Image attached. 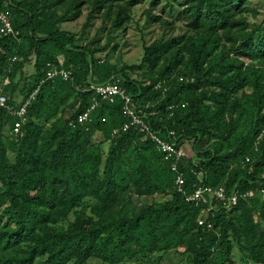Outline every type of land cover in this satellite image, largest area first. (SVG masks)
Here are the masks:
<instances>
[{
	"label": "trees",
	"instance_id": "16d2710c",
	"mask_svg": "<svg viewBox=\"0 0 264 264\" xmlns=\"http://www.w3.org/2000/svg\"><path fill=\"white\" fill-rule=\"evenodd\" d=\"M0 10L17 35L0 37L9 107L38 91L17 139L19 118L0 109V264L161 262L173 251L190 264H264V198L241 197L231 211L187 203L156 144L124 130V100L91 88L119 79L153 131L175 134L187 193L264 188V22L251 21V0H0ZM82 20L79 33L63 28ZM133 24L143 39L150 26L162 34L121 65ZM54 70L71 77L49 78ZM135 196L152 202L136 209Z\"/></svg>",
	"mask_w": 264,
	"mask_h": 264
},
{
	"label": "built area",
	"instance_id": "2783aa9c",
	"mask_svg": "<svg viewBox=\"0 0 264 264\" xmlns=\"http://www.w3.org/2000/svg\"><path fill=\"white\" fill-rule=\"evenodd\" d=\"M2 36H14L16 37V32L13 28L12 18L8 11L0 10V37ZM13 61H16L14 59ZM61 63L63 61L61 60ZM49 78H55L57 76H62L65 80H69L71 73L67 71L54 70L49 73ZM9 79H0V109H6L13 116H17L19 121L15 124L11 135L17 139L22 135L21 130L26 122V109L30 102L34 99L37 92L36 91L28 100V102L19 110L15 111L8 104V97L4 94L6 87L9 85ZM95 93L103 100L113 101L116 97H121L125 102V112L130 119V123L125 124L124 130H129L130 128H135L140 133L144 134L148 139H150L154 144H156L157 149L164 155L165 161L171 162V169L175 173V188L176 190L185 196L186 202L195 207H206L208 211H212L215 206L214 204L220 203L223 208L231 211L233 207L237 206L240 198H253L255 196H260L264 198V188H260L257 191H250L244 196L240 193L235 192L228 194L224 187L213 188L209 186L201 185L191 193H187L185 188L186 181L183 173L180 171L179 163L188 157L186 150L177 147L175 142V134L172 133L169 139H164L157 132L153 131L150 125L145 120V114L138 109L134 100L125 94V91L121 88L120 80L113 79L108 83L102 85H96L91 87ZM97 102L83 115L79 117V123L85 124L90 122L91 114L96 110ZM118 131L115 132L117 134ZM200 225H204V221L199 222ZM211 228V225H209Z\"/></svg>",
	"mask_w": 264,
	"mask_h": 264
},
{
	"label": "rangeland",
	"instance_id": "374dc122",
	"mask_svg": "<svg viewBox=\"0 0 264 264\" xmlns=\"http://www.w3.org/2000/svg\"><path fill=\"white\" fill-rule=\"evenodd\" d=\"M251 4L254 8H256L260 15L258 19L251 20L252 22H255L257 24H261L264 22V0H251ZM144 12V6L139 7V9L136 12L135 21L137 24L143 25L145 22V18L143 17ZM84 20L76 23V24H66L63 26L64 29L77 32L79 33L82 28ZM181 27V24H179ZM95 34V31L93 30L91 32V35L93 36ZM162 34V30L158 26H150L144 31V39L143 34L137 29V25L133 24L130 28V31L128 32L127 36L121 38L120 44L121 46L128 43V46L126 48H122L119 52L116 53L114 62L120 63L121 65L128 64V65H134L137 64L143 55V49H144V41L147 43H151L154 40H156L160 35ZM104 56V55H103ZM62 60V59H61ZM34 72V60L30 63H28L25 67V79L28 80L31 75ZM25 83V82H24ZM24 83L21 85L18 93L15 96V100L20 103L23 100V96L20 94L21 90L24 87ZM5 134L10 137V131L9 128H6ZM96 141H99V138L96 139ZM109 145L104 146V152L107 154ZM135 200V208L139 209L141 206L148 205L152 202V199L143 197V198H137L134 197ZM183 251V250H181ZM239 255L238 253H236ZM236 255V256H237ZM240 259V256L238 257ZM90 264H102L100 261L93 260L90 262ZM127 264H190L189 259L186 256H182L181 253L178 252H170L164 258L161 262L157 258H152L151 260H143V261H135L130 262Z\"/></svg>",
	"mask_w": 264,
	"mask_h": 264
}]
</instances>
